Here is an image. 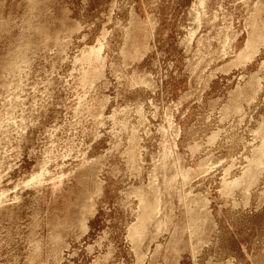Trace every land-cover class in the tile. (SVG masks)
<instances>
[{
    "label": "rangeland",
    "instance_id": "374dc122",
    "mask_svg": "<svg viewBox=\"0 0 264 264\" xmlns=\"http://www.w3.org/2000/svg\"><path fill=\"white\" fill-rule=\"evenodd\" d=\"M0 264H264V0H0Z\"/></svg>",
    "mask_w": 264,
    "mask_h": 264
}]
</instances>
